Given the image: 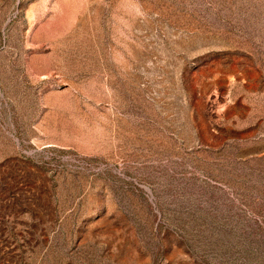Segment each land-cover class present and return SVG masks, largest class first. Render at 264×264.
<instances>
[{
    "label": "rangeland",
    "instance_id": "obj_1",
    "mask_svg": "<svg viewBox=\"0 0 264 264\" xmlns=\"http://www.w3.org/2000/svg\"><path fill=\"white\" fill-rule=\"evenodd\" d=\"M0 264H264V0H0Z\"/></svg>",
    "mask_w": 264,
    "mask_h": 264
}]
</instances>
